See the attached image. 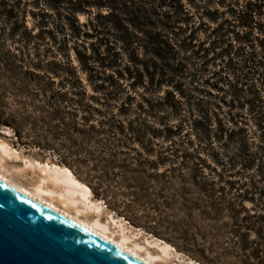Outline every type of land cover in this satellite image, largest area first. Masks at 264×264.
<instances>
[{"label":"rangeland","instance_id":"1","mask_svg":"<svg viewBox=\"0 0 264 264\" xmlns=\"http://www.w3.org/2000/svg\"><path fill=\"white\" fill-rule=\"evenodd\" d=\"M238 1V5L244 4L243 0ZM181 3L188 11L182 27L187 28V33L189 28L197 27L196 43L203 41L204 46H208L209 41L230 27L229 30L242 33L241 27L236 26L237 21L234 27L228 25L233 22L229 7L233 6L234 0H181ZM55 5L58 3L52 0H0V55L6 49L18 52L20 45L28 43L29 52L33 51L32 47L39 46L35 50L38 58H55L63 62L68 59L85 90L84 95H76L74 99L92 103L100 112L83 123L82 113L76 111L77 116L71 115L76 106L67 104L58 117H51V106L34 108L42 98L34 96L29 75L23 73L25 66L6 70L0 64V111H3V117L10 113L15 125L21 126V138H18L12 127L0 123V128L6 126L11 130L7 135L0 129V138L10 143L18 155L7 161L21 165L25 160L21 157L27 156L68 166L91 188L92 198L102 200L103 211L120 216L144 234L165 240L184 259L196 264H264V152L255 147L259 144L260 130L249 106L227 107L223 100L230 98V89L224 81L218 84L222 89L217 91L201 80L191 81L186 71L168 83L165 78L170 73L166 71L163 82L157 85L158 71L149 69L146 73L142 65L146 57L137 42L129 47L121 46L114 40V34H110L115 31L106 32L105 24L99 33L83 36V32H90L91 28L89 25L83 27V24L89 21L97 24L93 16L96 10L91 7L85 6L86 12H75L81 32L77 38H72L67 29V42L57 50L62 34H58L52 24ZM39 6H46L43 10L47 11L44 20L48 26L43 28L49 27L58 43H53L49 33L44 34L43 41L34 35L25 43L21 39L24 26L31 35L37 32ZM213 9H217V13ZM7 10L12 16L6 22ZM99 11L105 13L107 10ZM199 21L201 25H198ZM14 26H17L16 34L13 38L7 37ZM216 26L223 29L213 30ZM253 27L252 39L259 35L255 24ZM137 35L140 34L137 32ZM233 35L234 32L228 34L234 46L242 45L233 40ZM91 43L99 48L100 55L110 65L101 68L97 62H89L95 68L85 72L79 66L76 51L91 54ZM252 44L257 45L255 40ZM81 45H84V51ZM223 46L214 48L215 52ZM242 46L244 53L251 51L250 44ZM48 47H52L51 53H47ZM212 57L213 52L209 51L205 71L197 68L205 73L203 79L209 77V83L217 81L213 72L220 70L227 59L225 55ZM241 58L234 55L233 61L239 62ZM53 67L55 65H50ZM191 68L187 70L191 71ZM96 70L104 72L102 79L107 75L111 77L103 81L104 90L93 88L100 79H95L93 84L88 81L89 75L95 74ZM223 71L222 76L232 77V68L224 67ZM60 76L69 78L64 69ZM176 81L177 85L181 83L182 94L174 90ZM168 91H173L174 99L179 101H173ZM199 106L208 110L207 122L199 112ZM111 112L116 114L111 123L119 125L117 120L120 122L121 134L110 128L109 121L99 125L103 115L108 117ZM218 120L226 130L222 136L219 135ZM73 123L77 131H73ZM261 124L264 125V121ZM239 128L243 131H238ZM230 130H233L231 137L228 135ZM131 135L135 138L131 139ZM242 137L249 143L247 154H255L254 162L246 170L239 162L241 154L245 156L238 150ZM30 139H35L38 144L30 143ZM234 160L237 165L232 167L230 163ZM30 176L28 170L27 177L20 179L27 183L26 178ZM252 178L256 180L257 188L251 190L249 180ZM239 192L242 196L237 195ZM175 260L177 264L184 262L180 258Z\"/></svg>","mask_w":264,"mask_h":264},{"label":"trees","instance_id":"2","mask_svg":"<svg viewBox=\"0 0 264 264\" xmlns=\"http://www.w3.org/2000/svg\"><path fill=\"white\" fill-rule=\"evenodd\" d=\"M52 1L58 3V5L53 6L55 12L54 22L52 24L56 28L55 31L58 34H62L61 39H59L57 50H60L67 42L66 34H68V32H65L67 29L69 30L68 35L72 38H77L81 32L78 27L79 24H77L75 12H86L87 9L85 6L91 7L96 10L93 16L97 24H93L92 21L83 24V27L88 25L91 27L90 32L86 30L83 32V36H91L93 32L99 33L101 26L105 24L108 28L106 32L115 31V33L112 32L110 34H114V40L116 42H120L121 46L129 47L133 42H137L136 44L139 45V48L142 49V54L146 57V61H143L142 63L146 73H149V69L158 71L160 79L158 80L157 85H160V83L163 82V76L166 75V71L170 73V75L165 78L167 83L175 81V76L181 77L183 75V71H186L191 81L196 82L197 80H201L203 83L209 84L217 91L222 89V87L218 86V84H223L224 81L230 89V98L228 100H223V102L229 108L243 106V104L249 106V111L254 113L253 116L254 120H256V126L258 127V130H260L258 133L259 144L255 145V147L257 149H262L264 152V125L261 124V122L264 121V98H262L264 93L261 94V91L264 90V0H243V5H238L239 1L234 0V3H232L233 6L229 7V12L232 13L231 16L233 17V22H229L228 25L234 27L235 21H237L236 26L241 27L242 33L239 34V30H229L231 27L229 29H224L222 33L218 32L220 34L216 35L217 38L209 41L208 46H204L203 41H198V43H196L197 39L195 38V30L197 27L193 29L189 28L188 33L187 28L182 27V24L187 21L186 16L188 11L181 3V0ZM38 8L39 12L37 15L40 19L36 21L38 27L37 32L31 35V31L26 29L23 25L24 31H22V34L20 33L21 39L25 40V43L28 41H26L28 37L34 35L40 41H43L45 39L44 34L49 33L53 43H58L56 41V35L53 34L54 32L49 27L43 28L48 26V23L44 20V17L47 15V11L44 12L43 9L46 8V6H39ZM102 8H106L107 11L105 13H101L99 10ZM7 12V18L5 19L6 22L12 16L10 14V10H7ZM213 12L217 13V9H213ZM98 19H102V21H98ZM225 21L228 22L227 19H225ZM254 24L255 29L259 31V35H256L252 39ZM53 25L50 23L51 28ZM198 25H201L200 21ZM65 26L68 28L65 29ZM16 27L17 26H14L10 29V33L7 37H14L16 34ZM216 29L221 30L223 28L220 26L213 28V30ZM137 32L140 35H137ZM230 32H234L233 40L236 43H241L244 46H248L250 44L251 51L244 53L242 45L235 47L231 38L228 36ZM138 36L141 37L139 38ZM253 40L256 41V46L252 44ZM221 45L224 46L218 52H215L214 48L220 47ZM27 46L28 43L20 45L19 51L15 53L11 52L10 49H6V51L2 52L0 55V64L2 68L6 70H8V68H15L16 66L17 68L22 69L25 66L23 73L27 76L29 75L28 79L34 86V96L42 98L40 102L34 105L35 109L42 108L47 105L51 106V117H58L60 111H62L65 107H68L67 104L75 105L76 107H74L71 111V115L77 116L76 111L81 112L82 114L80 118L83 123L87 122L90 118H93L95 113L98 114L100 112L97 106H93L92 103H82L80 100L74 99L76 95H84L85 90L81 85L78 75L76 74L75 67L70 64L68 59L64 62L55 60V58L48 60V57L41 59L38 58L37 53L35 52V50L39 47L38 45H36V47H32V52L28 51ZM81 46L84 51V45ZM91 47L92 52L89 55H86L85 52L76 51L81 70L85 72L93 71L95 68L94 64L96 62L101 68L109 66L110 63L106 62V58L100 55V52L98 51L99 48L97 46L95 47L92 43ZM51 48L52 47H48L46 50L47 53L52 52ZM256 48H258V50H256ZM107 51L110 52L109 50ZM209 51L213 52V57H221L225 55L227 58L226 63L220 68V70L213 72V75L216 74L218 77L217 81L213 83L208 82L209 77H204L203 79L202 76H204L205 73L200 72L201 68L204 71L206 70L205 68L207 67L206 65L208 61L206 57ZM230 54H232V56H230ZM234 55L241 56L243 58H241L239 62H234ZM46 59V63L43 64V60ZM196 59H198V61H195ZM89 62L95 63L88 64ZM111 63L113 64L112 61ZM197 64H199V67H197ZM50 65H55V67L50 68ZM190 67H192L191 71L187 70ZM224 67H227L228 69L232 68L231 78L226 77V74L222 76V72L225 73V71H223ZM62 69L65 70V73L69 76V78L60 76ZM126 70L128 72V66L126 67ZM219 71L220 74L218 73ZM103 73L104 72L101 70H96L95 74L92 73V75H89L88 81L91 84L94 83L95 79L101 80L100 83L93 85V88L97 91L102 89L104 90L103 81L111 78L107 75L106 78L104 77L102 79L101 74ZM69 79H71L70 83ZM73 82L75 83V86L72 85ZM67 83L70 88L65 87ZM174 84H176L173 86L175 88L174 90H178V92L182 94V90L180 89L181 83L177 85L176 81ZM208 92L210 94L209 90ZM167 94L172 97L173 101H179L174 99L173 91H168ZM105 96L108 97V94H105ZM64 102H66V106L64 105ZM199 112L202 113V117L205 118V121L207 122L208 117L206 113L208 110L205 109L204 106H199ZM66 113H70V111H67ZM115 115L116 114L112 112L108 117L103 115L102 119L99 121V125L103 126L105 121H109L107 123H109L110 128L112 127L117 129V133L121 134L123 130L120 128V122L117 120V124L119 125L111 123V121H115ZM3 116V111H0V123L12 127L17 137L21 138V126L15 125L16 122L12 115L9 113L7 117ZM231 118L232 121H234L233 116ZM218 126L219 135L222 136L226 130L220 120H218ZM72 129L73 131L78 130L74 123L72 125ZM238 131L242 132L243 128H239ZM232 132L233 130L229 131V137H231ZM131 136V139L135 138V135ZM29 142L38 144V142H35V139H30ZM46 146H50V144L47 143ZM248 149L249 143L244 137H242L238 150L239 153L243 152L245 155L243 156L241 154L242 159H239V162L244 170L248 169L255 159V154H247ZM235 165H237V161L235 160L230 163V166L232 167ZM261 165L262 163L257 166L258 170H260ZM249 181L251 190L256 189V180L252 178ZM237 195L242 196L240 192Z\"/></svg>","mask_w":264,"mask_h":264},{"label":"water","instance_id":"3","mask_svg":"<svg viewBox=\"0 0 264 264\" xmlns=\"http://www.w3.org/2000/svg\"><path fill=\"white\" fill-rule=\"evenodd\" d=\"M0 264H146L0 179Z\"/></svg>","mask_w":264,"mask_h":264},{"label":"bare ground","instance_id":"4","mask_svg":"<svg viewBox=\"0 0 264 264\" xmlns=\"http://www.w3.org/2000/svg\"><path fill=\"white\" fill-rule=\"evenodd\" d=\"M0 129L4 134H11L9 127L2 126ZM15 152L10 143L0 138V179L3 181L73 219L146 264H177L176 258L182 259L183 264H196L190 259H184L165 240L144 234L140 228L127 224L123 218L110 211L104 212L102 200L92 198L91 188L77 178L68 166L49 159L40 161L27 156L21 157L25 159L24 163L15 165L7 161L10 157L16 159L18 155ZM28 170L31 176L26 178V183L20 178L27 177Z\"/></svg>","mask_w":264,"mask_h":264}]
</instances>
